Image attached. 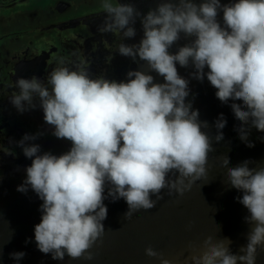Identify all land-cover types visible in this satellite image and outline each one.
Returning <instances> with one entry per match:
<instances>
[{
    "label": "clouds",
    "instance_id": "clouds-1",
    "mask_svg": "<svg viewBox=\"0 0 264 264\" xmlns=\"http://www.w3.org/2000/svg\"><path fill=\"white\" fill-rule=\"evenodd\" d=\"M99 6L107 15L97 30L118 34L116 50L146 62L149 70L129 69L125 79H109L93 76L84 59L59 56L46 83L35 75L20 77L15 81L18 91L10 96L21 113L35 108L38 98L53 134L71 141L70 149L59 155L26 143L43 133H25L16 142L32 158L17 190L30 187L43 201L41 220L34 226L36 246L58 260L66 254L92 259L88 250L105 232L108 197L123 198L128 205L124 216L131 217L139 209L153 208L162 189L183 194L205 174L213 145L202 128L209 124L186 101L189 81L178 73L177 63L191 65L195 79L206 76L221 102L233 101L230 107L241 122L236 131L249 147L251 127L264 131V0H158L143 14L121 0H99ZM221 11L222 22L217 19ZM137 17L143 36L137 43H124L123 38L136 35ZM181 33L194 39L171 52ZM153 71L163 82L154 81ZM226 123L220 113L217 142ZM250 163L246 159L229 167L230 157L222 161L230 186L243 193L237 199L250 213L244 219L253 224L242 254L230 250V239L214 243L209 237L207 250L193 255L192 264H256L257 249L264 245V167ZM145 252L159 256L160 264H173L151 246ZM10 256L20 264L25 252Z\"/></svg>",
    "mask_w": 264,
    "mask_h": 264
},
{
    "label": "water",
    "instance_id": "water-1",
    "mask_svg": "<svg viewBox=\"0 0 264 264\" xmlns=\"http://www.w3.org/2000/svg\"><path fill=\"white\" fill-rule=\"evenodd\" d=\"M121 2L133 3L143 14L155 7L158 0ZM106 15L99 0H0V264H14L10 256L14 251L25 252L20 264H160L159 256L146 254L149 246L173 264H192L193 255H203L207 250L205 241L209 237L214 243L230 239V250L242 254L240 247L247 244V233L253 224L244 219L250 213L237 199L243 193L230 186L228 169L222 167V161L228 156L229 167L246 159L251 161L249 167H264V131L251 127L248 139L253 146L249 147L236 131L241 122L230 107L233 101L221 102L215 95L217 89L206 76L202 81L195 79L190 75L195 71L191 65L181 67L178 63V73L189 81L186 101H192L193 108L199 110V119L209 124V128H202L213 145L205 174L183 194L173 191L169 195L167 189H162V198L153 208L139 209L131 217L124 216L128 205L123 198L105 199V232L88 250L92 253L91 260L71 258L67 254L63 260L53 259L51 253L45 254L37 248L34 226L41 220L43 201L30 187L27 192L17 190L32 158L26 157L16 142L25 133H43L26 143L39 144L41 153L59 155L70 149L71 141L53 134V126L43 119L38 98L34 100L35 108L21 113L10 102V96L18 91L15 81L20 77L35 75L46 83L59 56L67 60L84 59L93 76L109 79H125L129 69L141 67L148 71L146 62L138 63L116 50L121 42L118 34L97 30ZM217 19L222 22V11ZM134 27L136 35L123 38L124 43H137L143 36L139 17ZM192 39L181 33L170 51L175 52ZM152 75L155 82H163L162 76L154 71ZM220 113L227 123L221 130L223 139L217 142L215 120ZM256 264H264V245L257 249Z\"/></svg>",
    "mask_w": 264,
    "mask_h": 264
}]
</instances>
